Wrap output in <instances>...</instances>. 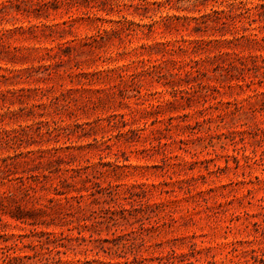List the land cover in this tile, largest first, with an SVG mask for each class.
I'll return each mask as SVG.
<instances>
[{
  "label": "rangeland",
  "instance_id": "374dc122",
  "mask_svg": "<svg viewBox=\"0 0 264 264\" xmlns=\"http://www.w3.org/2000/svg\"><path fill=\"white\" fill-rule=\"evenodd\" d=\"M0 264H264V0H0Z\"/></svg>",
  "mask_w": 264,
  "mask_h": 264
}]
</instances>
